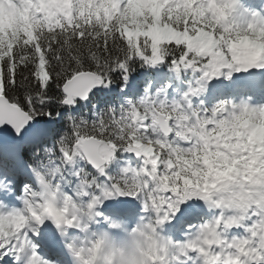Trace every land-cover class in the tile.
Listing matches in <instances>:
<instances>
[{"label":"snow or ice","instance_id":"snow-or-ice-1","mask_svg":"<svg viewBox=\"0 0 264 264\" xmlns=\"http://www.w3.org/2000/svg\"><path fill=\"white\" fill-rule=\"evenodd\" d=\"M147 28L141 35L126 36L123 28L113 26L99 32L74 26L64 38L37 40L19 54L15 48L7 56L0 52V136L14 134L17 147L34 149L25 196L18 206L0 204V213L10 211L19 217L18 231L0 237V264H69L66 245L78 239L75 234L85 220L89 224L104 221L119 231L143 212L181 242L186 239L182 233H195L203 226L204 203L199 189L187 186L190 178L183 177L182 183L178 176L163 191L153 190L152 164H157L156 176L165 166L155 160V146L139 135L144 128L138 117H148L149 112L155 115L153 110L168 105L153 100L151 87L138 94L139 81L132 73L137 67H167L175 76L190 75L185 88L174 96L187 106L197 96L211 101L264 96V63L239 56L229 58L236 66H225L211 55L194 60L190 45L173 40L165 46V38H153ZM189 35L194 36L195 29ZM165 47L173 52L167 53ZM114 85L119 88L116 95ZM171 87L165 94L169 101L174 98H169ZM98 103L105 106L98 108ZM149 123L151 117L143 120L144 125ZM148 155L151 163L145 162ZM10 183L0 178V190L11 189ZM61 203L73 205L71 213L51 210ZM248 216L244 226L233 231L244 236L245 246L257 248L258 242L264 245V212L253 206ZM257 251L264 257V247Z\"/></svg>","mask_w":264,"mask_h":264},{"label":"clouds","instance_id":"clouds-1","mask_svg":"<svg viewBox=\"0 0 264 264\" xmlns=\"http://www.w3.org/2000/svg\"><path fill=\"white\" fill-rule=\"evenodd\" d=\"M134 7L133 0H0V52L7 56L15 48L19 54L37 40L64 38L74 26L97 32L113 26L123 28L126 36L141 35L148 26V32L159 30L165 46L173 40L190 45L194 60L211 55L225 66H236L229 58L239 56L264 63V0H163L155 5V16L148 7L136 14ZM182 25L184 31L179 32ZM193 29L195 35L186 42ZM170 31L175 33L172 38L167 36ZM165 51L171 53L173 48L165 47ZM170 86L166 82L156 89L160 97L153 93L154 101L168 106L153 110L155 115L149 112L151 123L144 125L148 117H138L144 128L139 135L155 146V160L165 166L156 176L157 164H152L149 180L156 181L154 191H163L178 176L182 183L183 177L190 178L187 186L198 188L204 203L203 226L195 233H182L186 239L181 242L143 212L119 231L104 221L89 224L85 220L75 234L78 239L66 245L69 264H259L264 260L257 251L264 245L245 246L244 236L233 231L251 218L248 210L253 206L264 212V97L226 96L206 104L207 98L197 96L183 106L175 97L167 99ZM152 159L148 155L145 162ZM12 194L9 189L8 195ZM24 196L22 192L16 200ZM73 207L61 203L51 210L71 213ZM18 222L14 213H0V237L18 231Z\"/></svg>","mask_w":264,"mask_h":264},{"label":"rangeland","instance_id":"rangeland-1","mask_svg":"<svg viewBox=\"0 0 264 264\" xmlns=\"http://www.w3.org/2000/svg\"><path fill=\"white\" fill-rule=\"evenodd\" d=\"M162 2H163V0H133V4L135 6L134 9H133V11L136 14H139V13H142V9H145L146 7L152 5V3H155V4L158 5V4H161ZM167 36H168V38H172L174 36V34L173 33H170ZM191 40H192V36H190V35H186L185 36V41L186 42H191ZM143 74H145V75H143ZM161 74H162V72L160 71V69H156L155 76L158 77V78H160V75ZM240 75L246 76V74H240ZM132 77L134 79H137V80H139L140 77H144L145 82H148V80L151 78V76H150V74H149L148 71H144V72H141L139 74H136V73L135 74H132ZM175 81H176L175 82L176 83V86H174V84L171 83L172 87L169 89V98L174 97V96H178V93L185 88L186 83H185L184 80L181 79V77L179 79H177V77L175 76ZM168 82H171V81H168ZM153 83L154 82L151 83V88H152L153 92H155V90L158 87H161L163 85V84H158L157 87H152V84ZM146 87H148V86L147 85H141L140 84V80H139V85H138V89H137L138 94H142L144 88H146ZM174 89H175V91H174ZM114 92H117V94H118L119 93V90H114ZM206 101L208 103H210V99H206ZM22 167L23 168H26L27 165L23 163L22 164ZM23 185H24V183H23Z\"/></svg>","mask_w":264,"mask_h":264},{"label":"trees","instance_id":"trees-1","mask_svg":"<svg viewBox=\"0 0 264 264\" xmlns=\"http://www.w3.org/2000/svg\"><path fill=\"white\" fill-rule=\"evenodd\" d=\"M155 5H157V4L153 3L152 5L148 6V10L153 11V15H154V16L156 15V12H157V9L155 8ZM144 11H145V9H142V12H144ZM160 11H162V10H160ZM161 27H162V26H161ZM170 33H173V34L175 35V33H174V32H171V31L168 32L167 35L170 34ZM151 36H152L153 38H155V39H161V38H163L162 34H161V33L159 32V30L156 29V28H154L153 31L151 32ZM164 68H167V67H164ZM140 70H144V69H143V68H139V67H137V69H136L135 72L140 71ZM148 70H152V69H148ZM181 77H182V79H183L184 81H186L188 78H190V75H189V76H183V75H182ZM51 91H52L53 93H55V91H56V89H55V85L52 86ZM99 105H100V107H104V106H105L103 103H99ZM52 107L55 108V105H52ZM25 158L27 159V161H28L30 164L33 162V155H28V156H26Z\"/></svg>","mask_w":264,"mask_h":264},{"label":"water","instance_id":"water-1","mask_svg":"<svg viewBox=\"0 0 264 264\" xmlns=\"http://www.w3.org/2000/svg\"><path fill=\"white\" fill-rule=\"evenodd\" d=\"M16 139L14 137V134L11 137L8 136H0V145H9L16 142Z\"/></svg>","mask_w":264,"mask_h":264},{"label":"bare ground","instance_id":"bare-ground-1","mask_svg":"<svg viewBox=\"0 0 264 264\" xmlns=\"http://www.w3.org/2000/svg\"><path fill=\"white\" fill-rule=\"evenodd\" d=\"M258 97H260L259 95H257ZM15 178V177H14ZM15 185L17 186V185H19V180H17L16 182H15ZM0 197H2L5 201H6V203H8V201H12V202H15L16 201V198H14V197H12L11 196V198H8V196H6L4 193H2V192H0Z\"/></svg>","mask_w":264,"mask_h":264}]
</instances>
